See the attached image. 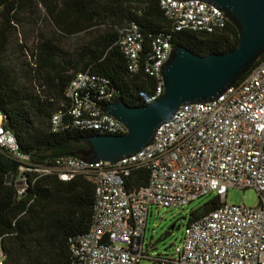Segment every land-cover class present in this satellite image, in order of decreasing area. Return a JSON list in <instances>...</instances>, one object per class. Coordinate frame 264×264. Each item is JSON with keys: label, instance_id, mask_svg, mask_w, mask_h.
Instances as JSON below:
<instances>
[{"label": "built area", "instance_id": "obj_1", "mask_svg": "<svg viewBox=\"0 0 264 264\" xmlns=\"http://www.w3.org/2000/svg\"><path fill=\"white\" fill-rule=\"evenodd\" d=\"M159 8L175 32L213 34L227 21L219 9L202 1L158 0ZM117 46L127 60V70L152 82L146 104L163 94L162 67L172 51L168 39L156 38L147 55L136 25L121 31ZM257 66L218 99L180 107L155 132L152 143L136 155L117 163L89 164L62 157L52 166L33 169L62 182L85 177L94 186L93 218L89 231L69 241L70 264H264V56ZM109 104L114 93L108 82L77 73L66 90V113L52 115V132L72 126L96 135L121 136L126 128L105 115L96 104ZM85 95V96H84ZM0 149L28 162L18 153L13 135L0 123ZM19 169L18 196L27 183ZM148 173L147 184L129 189L134 171ZM229 188L253 189L258 205H227ZM209 195L219 201L214 211L189 220L181 243L168 257L152 258L144 251V234L150 209H183ZM208 204V203H207Z\"/></svg>", "mask_w": 264, "mask_h": 264}, {"label": "trees", "instance_id": "obj_2", "mask_svg": "<svg viewBox=\"0 0 264 264\" xmlns=\"http://www.w3.org/2000/svg\"><path fill=\"white\" fill-rule=\"evenodd\" d=\"M37 9H42L56 35L78 36L83 42L68 54L56 39L42 37L34 56L38 88H29L19 85L1 57L14 24L21 22L20 14ZM130 25H136L143 36L141 55L148 54L156 38L168 39L173 47L199 57L227 54L239 41L229 23L213 34L175 32L158 0H0V123L15 138L18 153L29 158L22 162L0 149V264H70L69 241L89 231L94 186L83 176L62 182L56 176L32 171L50 167L62 157L80 158L87 149L74 141L97 136L73 127L67 115L63 124L68 128L52 132V115L66 113V90L77 73L107 81L113 101L122 100L130 108L147 105L152 82L129 74L127 60L117 46L121 31ZM96 97L90 94L88 100L103 106ZM20 167L27 169L22 196L17 193ZM147 179V171H134L127 187L141 189ZM219 204L213 198L189 220L214 211Z\"/></svg>", "mask_w": 264, "mask_h": 264}, {"label": "water", "instance_id": "obj_3", "mask_svg": "<svg viewBox=\"0 0 264 264\" xmlns=\"http://www.w3.org/2000/svg\"><path fill=\"white\" fill-rule=\"evenodd\" d=\"M198 1L219 9L234 27L239 39L236 49L224 55L199 57L182 47H173L161 71V97L136 108L119 99L101 106L102 113L126 128V134L75 140L87 149L79 154L80 160L89 164L117 163L136 155L152 143L156 130L171 120L180 107L218 99L264 56V0Z\"/></svg>", "mask_w": 264, "mask_h": 264}, {"label": "rangeland", "instance_id": "obj_4", "mask_svg": "<svg viewBox=\"0 0 264 264\" xmlns=\"http://www.w3.org/2000/svg\"><path fill=\"white\" fill-rule=\"evenodd\" d=\"M19 19L20 24L15 23V28L8 36L1 60L19 85L38 88L39 80L34 74V56L41 38L56 39L62 50L68 54H71L83 42V39L78 36L60 37L56 35L46 21L42 9L21 13ZM213 198V195L203 197L183 209L152 207L145 228L144 251L152 258L171 256L173 248L181 243L190 215L202 210ZM225 202L227 205L255 208L258 205V196L253 189L229 188ZM140 264H152V261L142 260Z\"/></svg>", "mask_w": 264, "mask_h": 264}]
</instances>
